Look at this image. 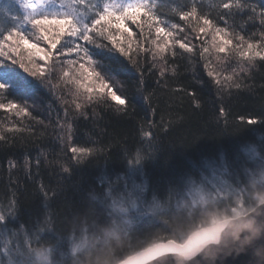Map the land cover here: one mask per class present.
<instances>
[{
  "label": "trees",
  "instance_id": "1",
  "mask_svg": "<svg viewBox=\"0 0 264 264\" xmlns=\"http://www.w3.org/2000/svg\"><path fill=\"white\" fill-rule=\"evenodd\" d=\"M52 2L56 10L91 24L105 4L126 0ZM153 2L168 26L192 31L177 13L195 7L218 26L225 27L227 19L229 31L264 43V0H239L246 7L233 8L230 15L222 4L237 0ZM23 23L16 1L0 0V35L21 31ZM134 34L138 43L139 30ZM92 36L104 48L86 47L114 92L126 99L123 106L105 93L77 110L65 83L27 81L0 68V83L8 86L0 103L14 99L31 113L17 117L0 110L5 137L0 140V264H41L33 259L36 253L45 254L49 264H119L159 243L182 244L214 224L213 217L233 218L235 195L227 193L240 198L242 215L264 196V61L244 65L247 71L234 76L237 59L231 55L222 75L232 78L215 70L213 79L208 76L211 58L201 55L195 38H190L192 53L174 50L177 55L166 53L161 61L138 48L129 60L107 39ZM62 43L72 47L69 38ZM149 44L146 40L144 47ZM249 119L258 123L249 125ZM71 147L92 151L77 162ZM199 190L207 200L193 206L191 197ZM129 201L145 207L131 222L118 213L119 205ZM3 250L9 263L1 257Z\"/></svg>",
  "mask_w": 264,
  "mask_h": 264
},
{
  "label": "snow or ice",
  "instance_id": "2",
  "mask_svg": "<svg viewBox=\"0 0 264 264\" xmlns=\"http://www.w3.org/2000/svg\"><path fill=\"white\" fill-rule=\"evenodd\" d=\"M48 2L50 0H16L18 6L26 14L24 21L30 24L36 32L35 40L27 32L14 28L6 34L0 35L2 37L0 38V57L11 61L13 65H18L27 75L39 80L41 84L51 82V74L57 70L56 65L59 63L61 65L59 69L61 73L60 80L69 85V93L80 101L75 104L77 110L95 102L97 99H102L105 90H107L108 97L116 101L118 105L123 106L126 104V99L113 91L108 78L97 71L96 60L86 45H93L96 49L101 50L104 46L97 43L91 33L107 39L111 43L112 49H115L121 56L129 60L133 59L131 53L135 52L137 48L140 52L149 51L148 48L144 47L146 40L154 45L152 49L153 60L166 61V53H171L173 56L177 55L171 51L175 45H178L180 49L187 53L193 52V45L174 38L176 32L173 30L183 32L184 29L175 23L169 27L161 20L154 11L155 4L153 0H126L121 5L105 4L103 10L96 13V17L91 21V24L81 23L76 19L78 15L72 12L44 13L39 11ZM74 3L84 4V0H74ZM245 7L246 5L240 3L239 0L235 4L232 2L222 4L223 9L229 10V15L233 8L243 10ZM177 14L179 19L184 21L196 33L197 39H202L201 34L205 37L211 36L210 41H204L210 47H203L202 56L210 51L225 56L234 55L240 62V70L244 72L247 71V68L244 67L245 64L253 66L257 59L264 61V43H254L251 39H246L245 36L240 35L239 32L229 31L227 19L224 16L221 19H225L226 26L220 27L207 15L198 14L195 7L191 8L190 11H180ZM260 16L261 24H264V11L260 12ZM127 21H131L139 29L140 41L138 43L133 41L135 34L127 27ZM153 34L154 39L152 38ZM66 37L69 38L72 47H64L62 42ZM261 39L264 40V34H262ZM39 40H43L47 44V49L38 45L36 41ZM58 46H60L59 49ZM73 55L76 57L75 59H66L62 62L55 59L59 56L72 57ZM37 60L42 61L43 66L37 64ZM2 66L4 64L0 63V67ZM163 72L164 69L162 68L161 75H163ZM208 76L215 79L212 71L208 72ZM226 79L230 80L231 77H226ZM216 82L219 83V80ZM7 87L6 83H0V94H3ZM235 87L240 88L241 85L237 83ZM97 93L101 95L97 96ZM0 110L10 114L14 113L17 117L30 116L31 114L27 106L18 103L14 99H9L7 103H0ZM221 115H223V111ZM247 123L255 125L258 121L249 119ZM68 128L71 131L72 125L69 124ZM13 130L21 131L19 128L7 129L9 132ZM144 135L147 137L150 133ZM4 139L5 137L0 135V140ZM70 151L73 153L72 159L80 162V157L89 154L92 149L71 147ZM38 163L39 160H37ZM25 165H28V160H25ZM63 171L68 172L69 169L65 167ZM134 187L138 191L142 190L139 185ZM260 200L261 203H264V196L260 197ZM132 204L134 206L135 201ZM121 209L123 210V206H121ZM3 219L5 222V217ZM213 222L219 223L215 217H213ZM245 227L250 228L251 226L245 225ZM217 237L218 229H209L204 240H196L193 237L191 246L186 247L179 255L183 259H191L197 255L204 243L215 241ZM244 264H250V260H246Z\"/></svg>",
  "mask_w": 264,
  "mask_h": 264
},
{
  "label": "water",
  "instance_id": "3",
  "mask_svg": "<svg viewBox=\"0 0 264 264\" xmlns=\"http://www.w3.org/2000/svg\"><path fill=\"white\" fill-rule=\"evenodd\" d=\"M209 229H218L217 239L204 243L195 257L183 259L179 253L191 246L193 237L204 240ZM246 260L250 264H264V203L245 215L197 230L182 244L159 243L119 264H244Z\"/></svg>",
  "mask_w": 264,
  "mask_h": 264
},
{
  "label": "rangeland",
  "instance_id": "4",
  "mask_svg": "<svg viewBox=\"0 0 264 264\" xmlns=\"http://www.w3.org/2000/svg\"><path fill=\"white\" fill-rule=\"evenodd\" d=\"M16 1V0H15ZM119 5H121V4H119ZM20 9H21V7H20ZM21 11H22V15H23V20H24V16L26 15L25 13H24V10L23 9H21ZM39 11H42V12H44V13H61V12H68V11H65V10H61V9H58V10H56V6L54 5V3L52 2V0H50V2H48V3H46L45 4V6H44V8L43 9H41V10H39ZM126 24H127V27H129V29L130 30H132L133 31V33H134V31L136 32L137 31V33H138V28L136 27V25H134V24H132V22L131 21H127L126 22ZM25 27H26V30H25ZM170 27V26H169ZM20 29H21V31H26L27 33H28V35L33 39V40H35V36H36V32H35V30L31 27V25L30 24H28L26 21H24V23L19 27ZM28 30V31H27ZM113 31H115V30H113ZM173 31H175L176 32V35H175V39L176 40H182V41H184V42H186V43H190L191 45L193 44L192 42H193V40L191 41V39L190 38H195V40H198L199 41V45L203 48V47H205V46H208V47H210V45H206L205 43H204V41L205 40H208V41H210L211 40V36L209 35V36H203V34H201V36H202V39H197L196 38V33L195 32H193V31H189V30H184L183 32H179V31H177V30H173ZM94 34V36L96 37L97 35L95 34V33H91V35H93ZM126 35V34H125ZM97 37H99V36H97ZM67 38V37H66ZM66 38H64V39H66ZM102 37H100V39H101ZM153 39H154V34H153V37H152ZM133 41L134 42H136L135 41V39H134V37H133ZM37 43H38V45L40 46V47H42V48H45V49H47V44L43 41V40H39V41H36ZM59 47V46H58ZM134 47H135V44H134ZM149 48V54L151 53V55H152V49L154 48V45H152L151 43L149 44V46H148ZM59 49V48H58ZM174 50H177V51H179V52H185L183 49H180L179 48V46L178 45H175L173 48H172V52L174 51ZM54 52H55V50H54ZM208 55H209V57L211 58V67H212V70H213V73L215 72V70L216 71H218L219 72V74H217V72H216V74L218 75V76H221V77H223V78H225V77H228V76H225V75H222L224 72V70L226 69V66H224V64L226 63V58H229L231 55H229V56H225L224 54H216L215 52H213V51H210L209 53H207ZM13 58H15V57H13ZM66 58V56H59V57H56L55 59L56 60H59V61H64V60H66L65 59ZM0 63H3L4 64V66H2V67H0L2 70L4 69V74H6V75H8V74H10L11 72H17L18 73V75H19V77L21 78V79H25V80H27L28 81V79H29V77H31V76H29V75H27L18 65H13V64H11V61H8V60H4L3 59V57H0ZM36 63L37 64H40L41 66H43V62L42 61H39V60H37L36 61ZM6 64V65H5ZM245 65H247V64H245ZM60 67H61V65L58 63L57 65H56V68H57V70L56 71H54L52 74H51V82L50 83H48L49 85H53L54 83H56V81H60L61 83H64L63 81H61L60 80V75H61V73H60V71H59V69H60ZM224 67V68H223ZM240 67H241V65H240V62H238V60L237 61H235V64H233L232 65V67H231V71L233 72V74L232 75H234V74H236V73H239L241 70H240ZM18 68V69H17ZM97 71H99V72H101L104 76H105V74L100 70V68L97 66ZM235 76V75H234ZM233 76V77H234ZM106 77V76H105ZM230 77V76H229ZM232 78V77H231ZM37 80V79H36ZM109 80V79H108ZM110 81V80H109ZM36 83H40V81L39 80H37V81H35ZM110 84H111V87L114 89V87L112 86V83H111V81H110ZM62 86H65V85H62ZM69 86V85H68ZM114 91V90H113ZM105 93H107V90H105L104 91V93L103 94H105ZM102 94V95H103ZM97 96L98 95H101L100 93H97L96 94ZM77 102L79 103L80 101H78L77 100ZM7 113V112H6ZM8 115H10V116H16L14 113H12V114H10V113H7ZM263 181H264V178H263ZM234 193V192H233ZM233 193H227V195H226V197H228V195H235L234 196V202H235V204H234V209H233V211H232V213H231V217H233V218H236V217H239V216H242V214H243V212H242V208H241V200H240V198H238L237 196H236V194H233ZM207 200V198L205 197V195H204V193L203 192H201V190H199V191H197L196 193H194V196L193 197H191V200H190V203L193 205V206H195L197 203H199V204H203V203H205V201ZM210 200V199H209ZM211 200H213V199H211ZM210 200V201H211ZM259 202L261 203V200L259 199ZM127 204L126 205H123V204H121V205H119V214H120V210H121V214L119 215V216H122V218H124V219H126L128 222L130 221L131 222V220H134V219H137L138 217H140V215L143 213L142 212V210L145 208L144 206L143 207H140L139 206V204L138 203H136L135 202V205L133 206V204H132V202L131 201H129V202H126ZM121 206H123V210L121 209ZM147 212H151V211H149V210H147ZM219 221H222V220H219ZM218 221V222H219ZM79 249V248H78ZM78 249L76 250V251H78ZM8 252V250L7 251H5V250H3V253H2V255H1V257L3 256V258H4V260L7 262V263H9V260L6 258V256H5V254ZM33 259H34V261L37 263H41V264H49V260H48V257L45 255V254H40V253H36V254H34V256H33ZM9 264H11V263H9Z\"/></svg>",
  "mask_w": 264,
  "mask_h": 264
}]
</instances>
